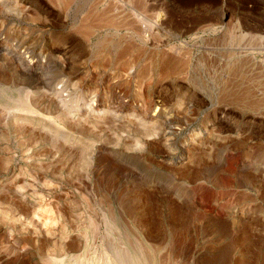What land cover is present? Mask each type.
<instances>
[{
    "label": "rangeland",
    "instance_id": "rangeland-1",
    "mask_svg": "<svg viewBox=\"0 0 264 264\" xmlns=\"http://www.w3.org/2000/svg\"><path fill=\"white\" fill-rule=\"evenodd\" d=\"M137 1L0 0V46L5 49H0V185L4 183L1 190L6 192L0 190V264H46L51 252L48 237L32 236L18 221L20 215L32 218L38 208L40 218L50 223L45 206L32 197L22 201L14 193L13 187L24 180L19 168L34 169L27 161L30 153L37 165L42 164L39 171L47 172L55 186L40 193L55 214L67 215L80 230L92 216L102 217L110 205L117 204L118 217L128 224L124 238L114 235V245L126 247L127 242H134L133 229L139 235L148 231L145 238L156 239L160 264H264V93L262 104L252 101L262 95L259 90L264 92L260 68L264 39L244 38L233 31L223 37L208 29L218 19L217 10H231L225 23L234 20L250 30L257 27L264 36V0H153L161 7V24L178 31L192 29L182 36L198 46L189 72L205 88L187 89L183 75L158 77L153 91L156 104L151 107L141 98L131 72L137 69L136 50L128 54L122 33L100 18L103 10L113 7L121 12L138 9ZM204 48L218 57L215 64L198 62ZM17 55L28 66H43L42 82L23 80L10 65V58ZM243 55L246 60L240 59ZM223 76H228L233 87L224 88ZM20 86L30 91L29 125L25 126L15 123L3 106L7 96L18 97ZM62 88L61 95L53 96ZM197 95L205 99L199 105L178 101ZM228 95L244 100L223 102ZM58 99L66 103L72 123L63 118L65 111ZM134 106L135 115L149 114L145 128L118 112L123 107L130 113ZM92 108L107 112L95 115ZM115 112L118 118L113 117ZM39 121L43 127L32 126L31 122ZM167 125L174 127L169 134ZM200 127L202 135L192 138ZM184 145H189L191 161L172 164L168 153H181ZM88 146L89 151H83ZM197 172L206 176L197 177ZM14 173L19 176L10 182ZM253 173L261 177L252 188L247 175ZM255 205L262 211L255 212L257 229L249 234L246 225L253 221ZM76 234H72L74 239ZM100 237L95 242L99 251ZM253 240L257 241L254 248L250 246Z\"/></svg>",
    "mask_w": 264,
    "mask_h": 264
},
{
    "label": "bare ground",
    "instance_id": "bare-ground-1",
    "mask_svg": "<svg viewBox=\"0 0 264 264\" xmlns=\"http://www.w3.org/2000/svg\"><path fill=\"white\" fill-rule=\"evenodd\" d=\"M57 1L62 2L65 0H57ZM138 1L140 3L139 4L140 7L139 8L137 7L138 9H133V8L129 9V10L126 9V11L121 12L119 10V7H117V8L113 7V9H105L104 8L105 10H103L101 12L100 18H102L101 20H104L109 26H112L110 28L117 29L118 32L122 33V36H123L122 42L124 43L126 50L129 51L128 54L131 53L130 51L136 50L137 56L135 57V60L133 62L135 63L137 69L131 70V72L133 71L132 74L135 76L136 81L138 83L141 98L144 100L145 103L149 104L150 107L154 106L156 104V101L153 97V91L155 88L154 81L156 78L162 77V76L165 77V79H169V78L176 79L175 78L176 75L177 76L183 75L184 76L183 78H185V83L188 86V87L186 86L187 89L192 87L195 90L196 89L203 90L205 87L203 86L202 83L199 82V80H198L199 77L197 78V75H195V74L192 75L189 72V70L191 69V63L194 61V58H195V55H194L195 50L194 49H196L198 46L196 44L191 45L182 39L184 32H189L192 29H188V28L182 29L181 28V30L178 31L176 29L171 28L172 26H169L170 28H168V26H164L163 24H161V22H163V20L160 22V16H161L160 9H161V7L159 5H157V3H155V1L154 2H153V0H138ZM134 2H135V0H134ZM232 14H233V11H231V10H229V11L228 10H217L216 15H217L218 19H216L217 21L215 23L213 22V24H211L208 27V29H211L213 32L219 34L220 36L226 35L227 33H231L233 31L236 34H238V36H241L244 38H250L252 40L264 39V36L258 32L257 27H255L256 30H254L255 28L250 30L251 29L250 26H249L250 29H248L247 26L245 27L244 25H241L239 22H234V20L229 22V23H225L224 19L228 15L231 16ZM117 18H118V20H122L123 23L120 22V24H118V22L116 20ZM169 18H170V15H169ZM168 21H166L165 23L167 25L171 24ZM200 39H201V37H200ZM223 47H221V49ZM0 49H2L1 51H3V50L5 51V49L2 46H0ZM213 53H212V50H210L208 48H204L198 57V62L205 63V64H207V63L215 64L218 61V57L216 55H213ZM246 55L241 56L240 59L246 60L247 59ZM231 61L232 60H227V62H231ZM260 62H261L260 63L261 66L260 65L259 66L261 69H263V72H264V57L262 60H260ZM10 65L14 68V70L16 69L18 71V73H20V75L23 77V80L29 81V79H34L37 82L42 80L41 72L44 71V69H43V66L41 64L35 63L32 66H28L25 64L24 58L22 56L18 57V55H17L14 57L12 56L10 58ZM263 72H261V73H263ZM257 74H258V72H257ZM232 77H233V75H232ZM223 78L226 79L225 80V86H224L225 89L233 87L232 86L233 83L231 81H229L228 76H223ZM230 78H231V76H230ZM43 83H44V81H43ZM182 83H184V81ZM177 86H179V85L177 84ZM62 87L66 88L67 84L64 83V85ZM161 88H162V86H161ZM183 89H184V87H183ZM261 90H259L258 93L261 92L262 95L257 96L258 100L255 99L256 101H254L252 99L253 102H257L256 104L264 103V102L261 103V101L263 99V93H264ZM62 91H63V88H62V90H58L52 94H53V96H58V95L62 94ZM7 92H9V90ZM29 92L30 91L27 90V87L20 86L17 89L18 97L7 96V98H6L7 101L5 102V104L3 103L4 104L3 106L6 109L5 111H7V114H9V116L12 117V119L15 123H17L21 126L22 125L25 126L27 124L29 125L28 114L30 113V110L28 108L29 103L27 102ZM190 92H191V90H190ZM212 92H214V91H212ZM14 93L16 95V92H14ZM243 95H244V93H243ZM243 100H244V98H242L241 96H232V95L231 96L228 95L225 98H222V101L225 103L230 102V103H235V104H236V102L243 101ZM28 101L30 102V100H28ZM58 101H59L58 103L61 106H63L64 111H65L63 118L65 120H68V122L72 123V121H73L72 117L67 112L68 110H65V109H67L66 103H64L63 99H58ZM178 101L184 105L194 106V105H199V103H202L203 101H205V99L203 97H198V95L195 97H183L182 96V98H179ZM164 102H165V100H164ZM211 102H213V100H211ZM253 102H252V104H254ZM204 103H206V102H204ZM16 104H18L19 107ZM135 108H137V107L134 106L133 111L128 113L127 111H124L123 107H122V109L120 108L118 110V112L120 114H123V116L127 120L131 121L132 123L134 122L137 126L145 128V120L149 119L150 116L148 113H144L143 116H139L138 114L135 115V113H136ZM92 109H93V111L92 110L91 111L95 115H104L107 112V110H105L104 108H102V109L92 108ZM71 110H72V108H71ZM194 110H195V108L193 109V111ZM34 112H35L34 110L31 111V113H34ZM34 116H36L35 118H39L38 115H34ZM113 117L118 118L119 114L117 112H115ZM115 122H117V121H115ZM31 124H33L32 125L33 127H36V126L43 127V125L40 123V121L39 122H31ZM170 126L169 125L166 126V128L168 129V130H166V133L169 130H172L174 128V127L171 128ZM188 127H189V125H188ZM201 127L203 128V126H201ZM202 128L195 130L193 132V134H191L192 138L196 139V138L200 137L202 135ZM185 131H187V130H185ZM185 131H184V133H185ZM54 132H55V134H57V132H59V131L55 130ZM98 132L100 133V131H98ZM170 133L172 134L171 131H170ZM167 134H169V132ZM54 136H56V135H54ZM128 140H130V139H128ZM128 140H126L127 143H128ZM188 146L187 145H184L183 147L181 146L183 148L181 153H179L178 151L168 153L167 157L172 161L171 162L172 164H177L179 162H185V161L186 162L191 161L192 154L190 153ZM83 151H86V152L89 151V146L85 147V149ZM159 157H161V156H159ZM179 157H181L180 161H175V158H179ZM27 161L32 162L31 165L34 167V169L30 171L29 168H27V167H25V168L20 167L18 170L19 171L18 173L24 176L23 182L19 185L16 184L15 187H13V185H10V186L14 188V193L22 201H24V199L26 200L28 197H32V199L34 198L35 201L37 200L38 202H40L41 206H45L44 211L50 215V223L45 221V220H42L40 218L39 211L37 210L38 208L33 210V217L32 218H25L22 215H20L18 217V221L21 224L22 229L25 232L31 233V234H33L32 236H37V237H39L41 235H45L50 240L49 242H51V244H52L50 247L51 252L49 253V251H48L49 254L45 259L46 264H160L158 259H156L157 257L155 255V252L157 250L155 251L156 245L154 244L153 241H155L156 239L154 240V239L145 238V236L148 235L147 234L148 231L143 230L145 235H143V234L139 235V234H136L135 229H133L134 242H130L128 240L129 242H127L126 247L122 246L121 244H119V245L115 244L114 245V243H116L115 242L116 239H115L114 235L117 234L119 236V238H124L125 237L124 236L125 235L124 228H126L127 227L126 224H128L127 221L124 219V217H122L123 219H121V217H118V213L120 212V206H118L117 204H115L117 206L110 205L109 206L110 208L106 211L107 213L103 212L102 217H99L98 215L92 216L89 224L85 226V229H81V230L79 227H78L79 228L78 229L77 226H75V222H73L71 224V221H69V219H68L69 217H67V215H64L62 212L55 214L54 211L51 209L49 200L47 198H45V196H43L40 193L41 189H47V190L55 189L54 184L51 182L50 179H48L47 172L43 171L44 172L43 173V172L39 171V168H41L40 166L42 164L40 166L36 164L37 159L35 158V156H32V153L28 154ZM52 169H54V168H52ZM41 170H43V169H41ZM18 173H14V175L9 179V180H11L10 182H16V180L19 176ZM8 174H9V172H8ZM201 174L206 176V173L204 174L201 172H197V174H195V175H197V177H202ZM247 176L251 180L248 182L249 187H252V186L255 187L256 184H258L257 181H259V179L261 177L260 174H257V173H253L251 176H250V174H248ZM56 179H57V177H56ZM68 181H67V183H68ZM74 182H76V181H74ZM95 184H96V182H95ZM3 185H4V183H1L0 190H1V187ZM5 186H6V184H5ZM255 189H257V188H255ZM1 194H3V193H1ZM97 194H98V192H97ZM103 194L106 195L105 193H103ZM11 198L12 197H10V199ZM8 199H9V197H8ZM8 199H6V200H8ZM22 201H21V205H22ZM8 202H9V200H8ZM16 203H18V202L16 201ZM106 203H107V201H106ZM123 205H125V204H123ZM54 206H55V204H54ZM256 206L257 205H255V211L254 212H253V210L251 211L252 212L251 219L253 221H251L248 225H246V231L249 232V234L250 233L252 234L257 229V227L255 225L256 224V221H255L256 215H254L255 212L256 211H262V209L259 208V206L258 207H256ZM13 207H14V205H13ZM25 207H27V206H25ZM46 216H47V214H46ZM46 216L44 219H46ZM71 216H73V213L71 214ZM74 216H75V214H74ZM125 222H126V224H125ZM116 227L117 228L121 227V228H123V230H118ZM128 227L131 229L133 228L130 224L128 225ZM218 227H220V225H218ZM87 228L89 231H86ZM15 229H17V228H15ZM76 231H78L79 234H76V235H78V238L74 239L76 237H74L75 236L74 235L73 236L74 238H73L72 234H74ZM98 235H99V237L101 236L100 237V240H101L100 246L102 249H100V251L96 248V243H95V242H97L96 239L98 238ZM45 236H43V238ZM41 238L39 240H42ZM68 240H69V242H68ZM44 243H46L45 239H44ZM45 246L46 245H44V247L42 246V248L44 249ZM47 246H48V244H47ZM82 246H83V249H82V251H80ZM250 246L253 248L256 247L257 241L253 240L251 242ZM98 247H99V244H98ZM46 248H48V247H46ZM93 250H95V251H93ZM148 257L150 258V259H148L149 261L147 260ZM171 257H173V256H171ZM161 264H162V262H161Z\"/></svg>",
    "mask_w": 264,
    "mask_h": 264
}]
</instances>
